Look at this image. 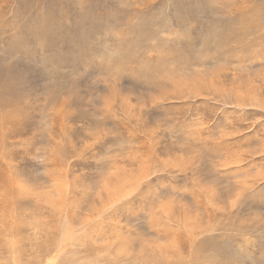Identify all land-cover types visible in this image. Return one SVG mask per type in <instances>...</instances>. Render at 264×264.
<instances>
[{
    "label": "rangeland",
    "instance_id": "1",
    "mask_svg": "<svg viewBox=\"0 0 264 264\" xmlns=\"http://www.w3.org/2000/svg\"><path fill=\"white\" fill-rule=\"evenodd\" d=\"M0 264H264V0H0Z\"/></svg>",
    "mask_w": 264,
    "mask_h": 264
}]
</instances>
